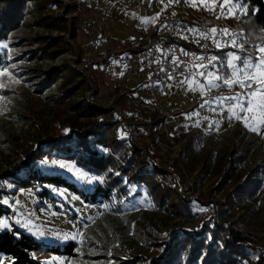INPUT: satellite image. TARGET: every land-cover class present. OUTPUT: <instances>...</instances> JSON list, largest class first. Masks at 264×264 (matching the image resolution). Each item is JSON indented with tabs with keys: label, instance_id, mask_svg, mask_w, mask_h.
<instances>
[{
	"label": "rangeland",
	"instance_id": "obj_1",
	"mask_svg": "<svg viewBox=\"0 0 264 264\" xmlns=\"http://www.w3.org/2000/svg\"><path fill=\"white\" fill-rule=\"evenodd\" d=\"M13 1H0V17H6L9 27L21 14ZM23 1L26 12L19 25L0 40L7 46L0 48V176L21 171L24 158L52 137L71 138L72 147L83 151L96 146L116 154L113 173L136 145L142 155L133 170L139 173L148 166L155 172L151 183L129 182L124 176L127 191L115 189L100 203L37 180L14 192L15 185L1 176L0 191L7 190L1 198L10 209L0 220L2 227L22 228L50 244H76L75 256L35 251L33 256L45 264L130 259L147 264L168 251L173 234L202 236L206 224L234 226L254 241L246 255L224 264H259L264 258V108L259 107L264 105V67L247 75L234 72L227 65L240 68V61L231 58L240 55L224 50L211 75L153 89L139 74L141 66L133 57L137 52L130 50L139 44L142 48L145 36L155 31L166 8L161 0ZM208 2L225 7L243 29L240 18L247 12V0H192L199 7ZM258 47L264 44L254 54L264 58ZM237 79L253 82L231 83ZM70 86L74 88L67 93ZM244 93L251 103L243 110L239 101L223 99L239 94L243 100ZM93 107L102 112L84 114ZM109 124L112 146L95 145L96 133L79 136ZM119 138L125 139L126 154L117 149ZM36 167L88 192L104 184L107 174L89 172L57 152ZM81 175L91 182L79 179ZM45 190L48 194L42 195ZM187 256L180 252L183 260ZM11 263L0 252V264Z\"/></svg>",
	"mask_w": 264,
	"mask_h": 264
},
{
	"label": "trees",
	"instance_id": "obj_2",
	"mask_svg": "<svg viewBox=\"0 0 264 264\" xmlns=\"http://www.w3.org/2000/svg\"><path fill=\"white\" fill-rule=\"evenodd\" d=\"M1 2L13 1V0H0ZM57 4L60 3V0H56ZM247 12L244 16L240 18V25L243 28L244 32V43L245 48L239 52L241 58L243 53L246 51L248 53L254 54L256 46L264 44V35L261 33L264 31V0H247ZM14 7L20 9V16L17 18V21L9 25H6V17H0V40L6 39L9 35V31L14 27H17L22 19L21 15L25 14V5L23 0H14ZM67 25V22H63ZM160 22L156 23L155 31L152 33L153 36H156V31L159 27ZM52 25V24H51ZM74 25L71 28L72 36L75 35ZM75 37V36H74ZM141 44L135 47V49L130 50L133 53H136L140 50ZM227 49L225 50L228 52ZM221 53V52H220ZM224 55V52L222 53ZM74 74V72H70ZM68 81V79L66 80ZM74 86H70L66 90L67 93L73 90ZM102 112L101 108L93 107L90 111L84 112V114L96 115ZM103 129L96 130L90 129L86 130L84 135H79L81 137L92 136L95 133L97 136L94 138L95 145H103L106 147L112 146V142L109 140V131L111 125H104ZM71 138H60L52 137L45 139L43 146L38 147L36 151L30 152L26 158L19 164L20 170L15 169L13 172L4 173L1 176L2 178L11 181L15 187L14 192L20 187H29L33 181L37 180L41 185L46 183H51L53 185L66 187L74 192L79 193L86 202L90 203H100L103 200H108L111 197L113 190L118 189L120 192L125 193L127 191L126 186L123 184L124 176L128 177L129 182L134 183H151L152 175L155 172V168H149L148 166L141 170L139 173H136L133 170L132 164L137 161L142 155L141 151L136 145H132L130 148L132 150L129 157L126 156V159L123 160V164L119 165L118 173H113L111 168H113V163L118 161L115 158L116 154L102 153L96 146L93 148L89 147L87 151H83L77 148L72 147L70 144ZM124 138H119V146L117 149L127 153L125 151L127 148L124 145ZM116 148H113V151H117ZM57 152L60 153L63 157L67 159H72L78 163V165L84 167L89 172L95 174H106V180L104 184H98L93 191H86L84 188L78 186L75 182L68 180L63 176L58 175H45L39 168L36 167L38 161L44 159L45 156ZM149 162V160H148ZM158 169V168H157ZM229 171V170H228ZM27 173L30 175L26 176ZM229 173V172H228ZM227 173V174H228ZM117 174V175H115ZM0 176V177H1ZM227 175L223 176L226 177ZM124 177V178H123ZM139 184V185H140ZM4 191H0V220L3 216L10 214V209L3 203L2 194ZM45 190L43 194H48ZM204 229H207L205 233L201 234H192L187 232L184 236L180 234H173L171 237L172 240L168 241L169 249L162 256H159L151 260L147 264H224L232 263L236 261L239 257L247 254V249L249 248L254 238L246 233L241 231L237 227L230 226H218L217 224L204 226ZM224 232V233H222ZM228 236L225 237V234ZM209 235V239L208 236ZM76 244L74 242H69L64 245L50 244L44 240L38 239L31 233L26 232V230L14 227L13 229H6L0 227V252L6 254L12 259L11 264H45L41 260L35 258L33 253L39 250H48L49 252L59 254V255H68L75 256ZM185 251L188 256L187 259L183 260L180 257V252ZM118 264H135L133 260H124ZM259 264H264V258L261 259Z\"/></svg>",
	"mask_w": 264,
	"mask_h": 264
},
{
	"label": "built area",
	"instance_id": "obj_3",
	"mask_svg": "<svg viewBox=\"0 0 264 264\" xmlns=\"http://www.w3.org/2000/svg\"><path fill=\"white\" fill-rule=\"evenodd\" d=\"M161 1L167 7L159 14L157 36H145L142 48L135 54L141 66L139 74L153 89L160 90L187 77H200L201 73L207 76L213 70L209 64L212 57L218 65L221 51L233 49L239 54L245 48L243 29L235 23L238 18L225 7H199L191 0ZM211 29H216L214 35ZM222 30L226 34L221 35ZM213 40L220 43L219 48Z\"/></svg>",
	"mask_w": 264,
	"mask_h": 264
},
{
	"label": "snow or ice",
	"instance_id": "obj_4",
	"mask_svg": "<svg viewBox=\"0 0 264 264\" xmlns=\"http://www.w3.org/2000/svg\"><path fill=\"white\" fill-rule=\"evenodd\" d=\"M193 6H195V5H193ZM165 7H167V5ZM189 31L194 33L195 29H190ZM205 32H208V30H205ZM210 32H211V34L214 35L216 33V29H211ZM224 34H226V33L222 30L221 31V35H224ZM204 38L207 39L208 36L205 35ZM213 42L216 43L217 48L220 47V43L218 41L213 40ZM232 46L233 47H239L236 44H233ZM5 47H7V46L6 45H0V48H5ZM257 52H264V48H259L258 47L257 48ZM185 55H186V53H185ZM231 58H232V60H239L240 64H241V67L237 69L236 65L232 64L231 62L228 63L227 67H229L230 69H233L234 72L235 71H239V72L244 73L245 75H247L249 72L254 71L257 67H264V58H262L260 55H255V54H252V53H248L246 51L243 53V58H241L239 56H232ZM214 60H215V57H212L210 62H209L210 66L213 69L216 68V64L213 63ZM173 63L175 64L176 62L173 61ZM161 71H163V70H161ZM203 75L204 74L201 73V76H203ZM209 75H211V73H209ZM169 79H171V77H169ZM252 82H253L252 80H247L245 82H241L240 80L237 79L235 81H232L231 83H235V84H238V85H247V84H251ZM181 83H187V81L182 80ZM209 83L211 84V81H209ZM223 83L225 85H230V82L228 80H224ZM243 95H244V99L243 100L241 99V95H239V94L237 96H234V97H226V98H223V99L239 101L241 103V107H242V110H243V105L245 103H248V104L251 103V99L249 97V94L248 93H244ZM211 103H215V101H213ZM259 107L264 108V105H260ZM52 164L53 165H57L61 169L67 168L66 165L58 164L57 161H52ZM69 171H71V170L69 169ZM79 179L88 180V178L83 176V175L79 176ZM88 182L90 183L91 181L88 180ZM2 226H3V222H0V227H2ZM67 238L68 237L66 236L65 239H67Z\"/></svg>",
	"mask_w": 264,
	"mask_h": 264
},
{
	"label": "crops",
	"instance_id": "obj_5",
	"mask_svg": "<svg viewBox=\"0 0 264 264\" xmlns=\"http://www.w3.org/2000/svg\"><path fill=\"white\" fill-rule=\"evenodd\" d=\"M154 1H156V0H154ZM192 1V0H191ZM196 1V3H200V1H202V0H195ZM197 5H200V4H197ZM203 5V4H202ZM207 5H210L209 4V2L207 3ZM204 6H206V5H204ZM133 57H135V55L133 56Z\"/></svg>",
	"mask_w": 264,
	"mask_h": 264
}]
</instances>
